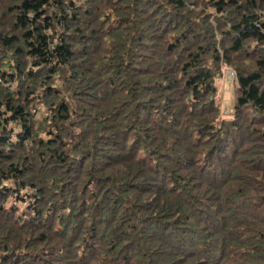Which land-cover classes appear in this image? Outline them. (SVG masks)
I'll return each mask as SVG.
<instances>
[{
	"label": "trees",
	"instance_id": "16d2710c",
	"mask_svg": "<svg viewBox=\"0 0 264 264\" xmlns=\"http://www.w3.org/2000/svg\"><path fill=\"white\" fill-rule=\"evenodd\" d=\"M0 264H264V0H0Z\"/></svg>",
	"mask_w": 264,
	"mask_h": 264
},
{
	"label": "rangeland",
	"instance_id": "374dc122",
	"mask_svg": "<svg viewBox=\"0 0 264 264\" xmlns=\"http://www.w3.org/2000/svg\"><path fill=\"white\" fill-rule=\"evenodd\" d=\"M235 72L231 68L223 67L222 75L216 80L217 102L220 104L223 117H229L235 98Z\"/></svg>",
	"mask_w": 264,
	"mask_h": 264
}]
</instances>
